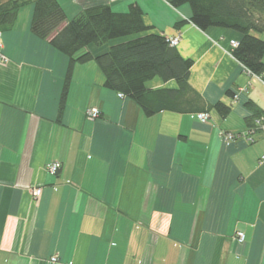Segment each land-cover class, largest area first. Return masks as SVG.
<instances>
[{
  "label": "crops",
  "instance_id": "obj_1",
  "mask_svg": "<svg viewBox=\"0 0 264 264\" xmlns=\"http://www.w3.org/2000/svg\"><path fill=\"white\" fill-rule=\"evenodd\" d=\"M58 2L68 19L95 5L126 12L137 3L148 33L179 36L178 52L193 62L192 93L180 111L146 116L104 87L90 60L74 65L59 114L69 59L31 32L33 5L21 8L1 37L0 264H264V132L229 145L220 136L249 130L247 102L264 111V81L231 54L240 34L200 30L188 5L166 0ZM137 36L82 52L97 56ZM146 88L178 85L155 77ZM217 102L230 109L226 117ZM195 112H208V122Z\"/></svg>",
  "mask_w": 264,
  "mask_h": 264
},
{
  "label": "trees",
  "instance_id": "obj_2",
  "mask_svg": "<svg viewBox=\"0 0 264 264\" xmlns=\"http://www.w3.org/2000/svg\"><path fill=\"white\" fill-rule=\"evenodd\" d=\"M172 7L188 5L189 22L200 30L227 28L240 34L238 45L231 50L252 75L264 81V39L253 32L264 33V0H166ZM33 5L30 30L69 59L61 99V114L68 94L73 67L76 63L94 60L104 75L103 86L133 100L146 116L163 110L180 111V102L192 89L188 83L192 60L183 58L167 37L148 33L152 27L143 22V12L137 3L126 12H116L101 4L82 10L68 19L58 0H0V32L10 30L21 8ZM184 22H177L179 28ZM137 36L115 44L105 53L93 56L82 52L90 44L101 45L113 39ZM159 77L174 80L176 90H151L146 82ZM246 106L252 115L246 119L249 129L264 117V111L254 102ZM212 108L226 117L230 109L221 102ZM197 113V112H195ZM193 114V113H191Z\"/></svg>",
  "mask_w": 264,
  "mask_h": 264
},
{
  "label": "built area",
  "instance_id": "obj_3",
  "mask_svg": "<svg viewBox=\"0 0 264 264\" xmlns=\"http://www.w3.org/2000/svg\"><path fill=\"white\" fill-rule=\"evenodd\" d=\"M1 37H2V33L0 32V61L5 62L6 58L3 55V53L1 52L2 50V42H1ZM169 43L171 46L176 47L180 41L179 36H173L168 38ZM238 45V41L236 40H231L230 41V46H231V50L236 47ZM248 73H250L248 70H246ZM251 74V73H250ZM120 97H124L122 94L119 93ZM87 115L90 118H97L99 116V111L95 108H91L89 109L87 112ZM192 117L196 118L198 121H200L201 123H206L208 122L210 115L208 112H197V113H193ZM259 131H263L264 132V117H261L260 119H258L256 121V126L252 129H249L247 132L245 133H232V132H220V136L222 138V140L225 142V144L229 145L232 142L236 141L238 138L244 137L247 138V140L249 142L253 141L252 140V136ZM264 158V156H263ZM58 168V165L56 163H53L51 165H49L48 167V171H50L51 173H55L56 170ZM42 192V188L41 187H36L32 189V194L34 197H39L41 195ZM237 242L242 243L244 241V233L241 231H237L236 236H235ZM55 262H57V258L56 257H52L50 259V263L54 264Z\"/></svg>",
  "mask_w": 264,
  "mask_h": 264
},
{
  "label": "rangeland",
  "instance_id": "obj_4",
  "mask_svg": "<svg viewBox=\"0 0 264 264\" xmlns=\"http://www.w3.org/2000/svg\"><path fill=\"white\" fill-rule=\"evenodd\" d=\"M253 34L257 37L264 38V33L253 32Z\"/></svg>",
  "mask_w": 264,
  "mask_h": 264
}]
</instances>
